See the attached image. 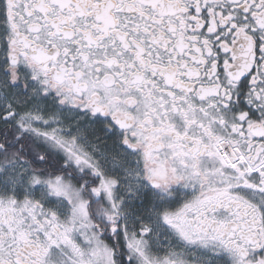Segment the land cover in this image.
I'll use <instances>...</instances> for the list:
<instances>
[{
  "label": "snow or ice",
  "instance_id": "obj_1",
  "mask_svg": "<svg viewBox=\"0 0 264 264\" xmlns=\"http://www.w3.org/2000/svg\"><path fill=\"white\" fill-rule=\"evenodd\" d=\"M0 264H264V0H0Z\"/></svg>",
  "mask_w": 264,
  "mask_h": 264
}]
</instances>
